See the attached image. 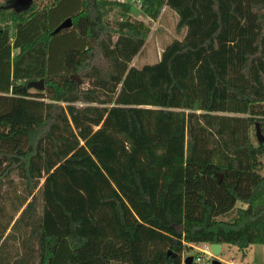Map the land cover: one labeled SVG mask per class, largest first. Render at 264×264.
Masks as SVG:
<instances>
[{"label": "trees", "instance_id": "trees-1", "mask_svg": "<svg viewBox=\"0 0 264 264\" xmlns=\"http://www.w3.org/2000/svg\"><path fill=\"white\" fill-rule=\"evenodd\" d=\"M138 1L185 30L140 68L150 29L128 3L0 4V264H182L191 245H264V0Z\"/></svg>", "mask_w": 264, "mask_h": 264}, {"label": "rangeland", "instance_id": "rangeland-1", "mask_svg": "<svg viewBox=\"0 0 264 264\" xmlns=\"http://www.w3.org/2000/svg\"><path fill=\"white\" fill-rule=\"evenodd\" d=\"M14 1L15 0H9L8 2H5V0H0V4H3L5 2L4 6L6 8H14ZM48 1L50 0H33L32 3L35 4L36 9H40L44 5H46ZM108 1L130 4L131 12L129 15L131 20L141 21L150 29L143 48L141 49L140 53L133 59V61L131 62V66L140 68L146 64L157 62L165 46L174 39H181L185 33V30H181L180 32L177 31L178 17L174 11L170 10L167 7L162 8L157 20H151L148 17L144 16L140 11V3L138 0ZM61 12L62 9H59L56 12L49 14V18L47 19L48 23H54L60 16ZM94 63L98 69H106V63L100 54L95 55ZM82 86L86 87L87 83H83ZM28 92L34 94L38 91L35 89H30L28 90ZM77 105L82 106L83 104L78 103ZM262 135L264 136V133H262ZM262 161L264 162V159ZM261 173L264 174V168ZM11 177L15 181V184H13L14 191L18 192L21 186L20 180L16 177L15 174H12ZM42 182L43 181H41L40 184H42ZM6 189L9 190L11 188L6 187ZM11 193L13 194V191H11ZM238 208H245V204L238 202L235 208L229 214L223 217H219L218 220L231 221L235 217V212ZM9 209L10 207H8V213L10 214L11 211ZM208 247L209 246L197 245L195 248L185 251L183 253L184 257L182 256V264H184V259L188 257H192V261L190 264H213L216 259L220 264H264V245H252L245 251L244 254L238 251L235 247L226 245L222 253L216 259L211 255ZM16 258L17 257L13 256L9 263H13ZM36 262L37 259L34 258L30 262V264H36Z\"/></svg>", "mask_w": 264, "mask_h": 264}, {"label": "water", "instance_id": "water-1", "mask_svg": "<svg viewBox=\"0 0 264 264\" xmlns=\"http://www.w3.org/2000/svg\"><path fill=\"white\" fill-rule=\"evenodd\" d=\"M33 0H15L14 1V9L16 10H24L27 9L31 4ZM72 24L71 18L65 19L54 31L53 33H57L63 29L70 28ZM71 78L77 82V84H81V79L77 77L76 75H72ZM30 89H35L37 91H43L44 90V81L43 79L35 80V81H29L25 87H23V91H28ZM256 137L257 141L261 142L264 140V136L261 133V130L259 128V125L256 124ZM215 176L217 177L218 182L221 181L222 175L219 173H216ZM209 251L211 255L216 259L221 253V244H210L209 245ZM192 261V257H188L184 259V264H190ZM213 264H220L219 261L216 259Z\"/></svg>", "mask_w": 264, "mask_h": 264}, {"label": "crops", "instance_id": "crops-1", "mask_svg": "<svg viewBox=\"0 0 264 264\" xmlns=\"http://www.w3.org/2000/svg\"><path fill=\"white\" fill-rule=\"evenodd\" d=\"M198 245H204V246H209L208 244H198ZM197 245H191V247L192 248H195ZM226 245H221V253H222V251H223V249H224V247H225ZM220 253V254H221ZM183 257H184V255H182ZM211 257V256H210Z\"/></svg>", "mask_w": 264, "mask_h": 264}, {"label": "built area", "instance_id": "built-area-1", "mask_svg": "<svg viewBox=\"0 0 264 264\" xmlns=\"http://www.w3.org/2000/svg\"><path fill=\"white\" fill-rule=\"evenodd\" d=\"M208 249H209V247H208Z\"/></svg>", "mask_w": 264, "mask_h": 264}]
</instances>
